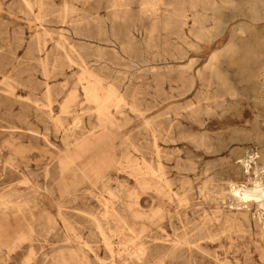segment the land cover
<instances>
[{
	"label": "rangeland",
	"instance_id": "rangeland-1",
	"mask_svg": "<svg viewBox=\"0 0 264 264\" xmlns=\"http://www.w3.org/2000/svg\"><path fill=\"white\" fill-rule=\"evenodd\" d=\"M262 63L264 0H0V264H264Z\"/></svg>",
	"mask_w": 264,
	"mask_h": 264
},
{
	"label": "bare ground",
	"instance_id": "bare-ground-1",
	"mask_svg": "<svg viewBox=\"0 0 264 264\" xmlns=\"http://www.w3.org/2000/svg\"><path fill=\"white\" fill-rule=\"evenodd\" d=\"M212 4L214 5V3ZM251 72L249 99H240V97L237 98L236 95H234L233 97H235V100L233 103L236 105V116L239 121L240 118H244L248 113L245 108L248 107L250 109L249 114H251V126L259 134L261 131H264V63L257 65ZM226 93L229 94L228 91H226ZM91 97L96 101L99 99L95 93L92 94ZM103 132L104 130H102L93 141L86 139L78 144L75 152L66 157L65 163L69 164L75 158H79L85 154L94 146L95 141H99L104 137ZM256 156L257 159L255 158L256 162L254 166V174L256 175V178L252 181L251 187L248 188L246 186H238L231 183L228 197L233 201L229 206L238 207L244 203L246 206H249L253 212L255 227L259 230H264V156H260L259 154ZM251 160H254L253 156L251 157ZM259 163H261L260 166L258 165ZM101 169L102 167L98 168L97 166L95 168V166H93L90 171L95 175L96 179H98L101 176ZM134 215L137 216L138 214L135 213ZM137 251L134 252V261L141 263L143 251Z\"/></svg>",
	"mask_w": 264,
	"mask_h": 264
}]
</instances>
